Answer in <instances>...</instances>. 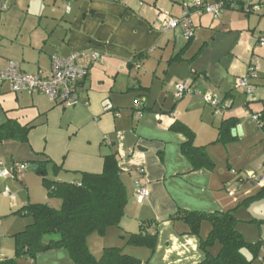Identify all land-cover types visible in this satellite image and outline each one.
<instances>
[{"label":"crops","instance_id":"0c3cea01","mask_svg":"<svg viewBox=\"0 0 264 264\" xmlns=\"http://www.w3.org/2000/svg\"><path fill=\"white\" fill-rule=\"evenodd\" d=\"M195 1L222 2L227 6L217 18L192 13L191 39H186L180 29H163L161 14L179 17L182 5ZM249 3L260 5L258 13L241 8ZM261 39L264 40L262 0H0V70L15 63L24 73L47 75L53 57L66 59L78 54L77 65L88 71L78 88L79 103L70 108L40 94L11 93L7 85L0 86V126L8 121L20 127L35 125L26 142H0L2 168L10 170L17 163L27 167L38 165L33 161L49 160L59 171L54 175L48 164L47 175L50 172L55 181L74 183L78 173L101 172L102 157L112 152V143L118 154L127 205L119 228L107 229L104 236L125 239L137 233L142 223L151 229L153 224L149 223L156 221L159 224L154 251L132 247L128 249L129 256L135 258L140 253L138 258L143 264H198L203 259L198 238L188 235L182 222L167 221V217L177 210L205 214L233 211L235 217L243 200L264 190V177H260L261 185L246 189L245 198L236 202L235 195L224 190L230 185L236 192L241 191L246 181L235 174L239 172L229 164L224 173H215L214 165L212 169H193L181 152L185 138L170 128L176 121L186 125L195 134L194 146L204 151L212 144L223 145L213 138L209 127L207 138H201L205 133L199 134L187 120L205 104L202 95L209 93L225 106L220 115L233 119V129L240 130L238 136L231 135L229 143L249 138L255 127L247 115L264 108V45L258 44ZM195 48L198 53L188 58ZM209 48L210 55L204 56ZM93 54L98 58L92 59ZM139 54L145 56L134 63ZM252 60L256 77L249 79L254 87V100L250 101L243 96L238 81L247 75ZM146 66L152 69L146 72L151 73L148 86L137 76L131 81V74H140ZM165 82L186 84L196 94L167 104ZM156 84L159 97L164 99L160 106L159 97L148 99ZM136 100L140 101L141 116L133 110ZM105 104L110 108L105 109ZM128 105L131 106L125 112ZM241 115L247 116L246 120L240 121ZM33 176L38 175L23 172L20 178L3 182L0 178V186H5L2 195L8 198L7 212L0 213V258L14 255L12 236L28 224V219L14 213L27 204L47 200V194L38 191L32 182L36 178ZM136 180L148 190V197L141 203L135 196ZM236 219L238 223L243 221ZM236 228L245 237L238 224ZM208 231L209 224L202 223L200 235L206 236ZM259 241L260 251L264 252L261 239L251 243ZM28 260L29 264H72L63 249Z\"/></svg>","mask_w":264,"mask_h":264},{"label":"trees","instance_id":"16d2710c","mask_svg":"<svg viewBox=\"0 0 264 264\" xmlns=\"http://www.w3.org/2000/svg\"><path fill=\"white\" fill-rule=\"evenodd\" d=\"M226 6L227 3H224V7ZM144 56L145 54L137 55L133 62L137 63ZM257 114L260 115L262 122V126L257 130L264 134V108ZM234 125L233 119H223L217 130V140L219 142L231 140ZM34 127L35 125L20 127L8 121L0 126V142L6 140L26 142L28 133ZM170 130L185 138L180 146L181 152L193 169L213 168V163L204 148L194 146L195 134L191 129L176 121ZM110 146L113 150L102 157L101 172L78 173V179L74 183L46 179L48 164L51 165L54 175L59 171V167L49 160L33 161L38 163L36 174L41 177L47 198L59 200L60 208L54 209L48 203H37L27 204L17 210L14 215L26 218L30 222L24 230L12 236L14 255L12 258H0V264H18L17 260L20 258L33 260L38 254L59 249L68 253L72 264H141L140 260L122 253L121 248H105L101 256L96 258L87 246V239L90 236L103 237L107 229L119 228L127 205L126 189L118 167L117 150L112 143ZM138 174L140 176L139 171ZM263 194L264 190H261L257 195L243 200L242 204L258 200ZM166 220L182 222L187 228V234L198 238V248L203 254V259L198 264H264L259 260L261 242L251 243L245 240L237 231L238 221L233 211L205 214L177 210ZM202 223L209 224L206 236L200 235ZM149 224H153L151 229L150 225L142 223L137 233L127 235L126 244L153 252L157 241L156 227L159 223L155 221ZM53 237L56 238L52 239ZM46 238L48 241H45ZM121 239L125 240L123 237Z\"/></svg>","mask_w":264,"mask_h":264},{"label":"rangeland","instance_id":"374dc122","mask_svg":"<svg viewBox=\"0 0 264 264\" xmlns=\"http://www.w3.org/2000/svg\"><path fill=\"white\" fill-rule=\"evenodd\" d=\"M18 4L20 5L21 3H18ZM180 42H181L180 44L183 43L182 40ZM211 49L212 48H209V50L204 54V56L210 55ZM196 50H197V48H195L194 50L189 52L187 54V57L189 58L191 55H193V52L196 53ZM220 51L221 50H219L217 52V54H219ZM188 62H190V61H188ZM185 65H187V64H185ZM221 66L223 69L224 63H221ZM149 68H150V66L144 67V69L142 70V72H140V74H138L134 71L130 76L131 81H133L137 76L138 79H142L143 82H146V84L148 86V84L150 83V80H151V73H149V72L146 73V72H147V69H149ZM151 70L152 69L150 68L149 71H151ZM159 71L161 72V69ZM160 72H158L157 75H159ZM181 83H184V82H181ZM187 83H189V82H187ZM157 85L158 84H156V86L155 85L153 86V88L151 90V95L149 96V98H148V96L146 98H148L150 100H154L155 98L158 99V97L160 95L158 93L159 90L157 88ZM164 85H166V87H167L165 90L168 91V93H166V95H165L168 99L167 104H169V102L171 104H175L174 101H177V102L180 101V100H177L174 96L175 89L179 84H177V85L172 84L171 85V83L169 84L168 82H165L163 84V86ZM173 86H175V89ZM133 94H135V92H133ZM243 96H244V94H243ZM130 98H132V96H130ZM130 98L128 97V100H127L128 104H130V102H131ZM163 100H164L163 98L158 99L159 106L161 104H163ZM131 105H128V108L125 110V112H128V109L130 108ZM133 105H134L133 110H136L135 109V103ZM134 113H137L138 115L141 116V112L138 113L137 111H134ZM240 113H244V112H240ZM247 116H245V118ZM241 117H242V115H241ZM226 118H227L226 114L219 115L214 111V109L210 105L208 106L205 104H201V106L197 107L195 114H193V115L190 114L187 116L188 122L194 128H196L199 131V134H200V131H203L205 133V135L201 134V138L202 137L204 138L207 136V134H208L207 128L209 127V132L214 135L213 138H216V140L218 139V135L216 136V128L218 126H220L221 121L223 119H226ZM245 118L242 117V119L239 118V120L243 121ZM247 120L250 123H252L250 121L249 117ZM261 132H262L261 130H257L256 128H254L253 134L249 138L246 137L245 139L236 140V141L230 142V143H229V141H225V142H222L223 145L212 144V146H210L209 148L207 147L208 149L205 148L206 155L209 157V159L212 161V163L215 167V173H217V172L224 173L226 171V165L229 164L230 167L233 168V170H235V172H239L238 174L237 173H235V174L237 176L242 177L243 179H247V175H249V174H255L256 176L264 177V140L261 136L262 135ZM257 136L260 137L259 140L257 139ZM199 139H200V135H199ZM23 150H25V148H23ZM25 173L30 174V175H34V172H29L27 170L25 171ZM33 177H36L32 182H34L35 186H37L38 191H40L41 193L42 192L46 193V190L44 189V187L41 184V177H39V176H33ZM46 179H48L50 181H55L54 177L50 174V172H48ZM3 181H5V180L3 179L2 182ZM17 185H19V183ZM256 186H258V185L246 182L243 184L241 191L236 192L237 190H235V188L231 187L230 185H227L226 186L227 188L224 187L225 188L224 191L227 194L228 191L232 190L233 194L235 195L236 202L239 199H240L239 202H241L245 198V195L243 194V192H245L246 189H250L251 187L257 188ZM230 187L232 189H230ZM4 188H5L4 185L0 186V213L1 214L4 212H7V208H8V206H7L8 201L6 200L8 198L2 195ZM7 192H10L9 194L14 195L13 191L10 189H7ZM262 201H264V199L261 198V199L255 200L253 202H249L247 204L241 203L240 207L237 209V212L235 214L237 217L236 216L235 217L239 218L240 220H243L240 223H238V227H239V229L244 231L245 240L248 242H251L254 240L261 239L263 241V250H264V202H262ZM35 202H39V203L40 202H46L51 207H53L54 209L60 208V201L57 199H48L47 198V200L45 199V201H35ZM16 217H18V216H16ZM254 218L256 220H263V221H254L253 220ZM6 219H8V218H5V221H6ZM19 219H21V218H19ZM27 221H28V223L30 222V220H27ZM55 238L56 237H53L52 239H55ZM45 241H48V239L46 238ZM87 244H88L87 246L89 247L91 254L96 258L101 256L103 249H105V248H121L122 253H124L126 255H129L130 250H128V249H132V246H129L126 244V238H125V240H123L120 237L115 238V236H112L110 234H108L107 236H103V237H99L97 235H92L87 239ZM142 249H144V248H142ZM145 251H147V249ZM260 252H261V254L263 253V251H260ZM142 253H147V252H142ZM146 255H148V254H146ZM138 256H141L140 253L135 255V258H137L139 260L140 257L138 258ZM2 257L3 258H12L13 256L7 257L5 255H2ZM17 261H18V264H29L28 258H25V259L20 258ZM141 264H143V263H141ZM144 264H147V263H144Z\"/></svg>","mask_w":264,"mask_h":264},{"label":"built area","instance_id":"2783aa9c","mask_svg":"<svg viewBox=\"0 0 264 264\" xmlns=\"http://www.w3.org/2000/svg\"><path fill=\"white\" fill-rule=\"evenodd\" d=\"M263 5H264V0ZM243 9L252 13H258L260 5H253L252 3L242 5ZM224 9V3L217 2L214 4H205L202 1H195L192 3H184L182 5L181 14L179 17H171L166 14H161V22L163 29L176 30L180 29L186 39L193 36V26L190 16L195 13L199 16L203 14L212 15L217 18ZM66 12L68 8L65 7ZM260 46L264 45V40H259ZM96 54L92 55V59H97ZM78 54H72L66 59L53 57L51 60L50 72L47 75L42 73L27 74L20 70L19 66L15 63H10L6 69L0 70V86L7 85L9 92L21 93L27 92L32 94H40L47 97L49 100L54 101L64 108H70L78 105V88L82 80L87 76V69L81 68L77 65ZM256 66L255 60H252L247 68V75L239 79L238 87L241 89L246 98L253 101L254 87L249 82L250 78H255ZM186 84H179L175 89V98L182 99L187 96H192L196 93ZM202 100L205 104L210 105L217 114L224 111L221 103L216 101L215 97L209 93L202 95ZM140 101L135 102V109L139 113ZM105 109L110 108L105 104ZM250 121L256 129L262 126L260 115L257 113H250L248 115ZM26 165L14 164L10 170L2 168L0 163V178L2 179H17L25 172ZM246 182L251 184L261 185L263 178L257 177L255 174L247 175ZM135 196L138 203H141L148 197V190L144 187L139 180L134 182ZM233 193L232 190L228 192ZM259 260L264 263V252L259 256Z\"/></svg>","mask_w":264,"mask_h":264},{"label":"water","instance_id":"95a60500","mask_svg":"<svg viewBox=\"0 0 264 264\" xmlns=\"http://www.w3.org/2000/svg\"><path fill=\"white\" fill-rule=\"evenodd\" d=\"M239 134H240L239 128L232 129L231 135L233 137H236ZM38 168H39L38 165H36V164H30V165L27 166V171H29V172H36L38 170Z\"/></svg>","mask_w":264,"mask_h":264}]
</instances>
